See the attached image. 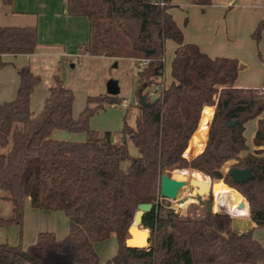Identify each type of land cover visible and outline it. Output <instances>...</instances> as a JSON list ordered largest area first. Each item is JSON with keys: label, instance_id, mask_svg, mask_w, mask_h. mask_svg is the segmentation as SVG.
I'll return each instance as SVG.
<instances>
[{"label": "trees", "instance_id": "1", "mask_svg": "<svg viewBox=\"0 0 264 264\" xmlns=\"http://www.w3.org/2000/svg\"><path fill=\"white\" fill-rule=\"evenodd\" d=\"M189 1L211 4V0ZM171 7V0H67L70 14L85 15L90 21L89 41L80 49L104 47L110 55L128 54L135 64L138 58L150 59L138 73L137 100L139 94L147 96L146 85L164 76L166 41L178 45L171 61V81L155 103L137 105L136 124L125 120L120 141L111 131L98 132L89 126L99 107L122 102L118 95L88 96L87 102L94 106L87 105L75 118L74 93L55 74L42 111L34 114L31 95L42 76L30 64L17 69L15 98L0 101V190L4 191L0 199L10 204L7 214L0 205V228L23 226L29 198L34 208L64 211L69 232L58 238L53 231H41L27 248L0 241V264H99L94 245L113 234L118 250L106 264L264 262V247L252 229L238 231L230 214L210 212L205 205L200 214L183 215L160 195L164 172L196 169L211 178L215 193L220 182L236 189L248 201L252 220L264 226V117L259 118L264 92L235 86L240 71L237 58L212 57L199 45L185 43ZM263 31L264 19L252 33L257 43ZM37 46L36 26L0 25V70L7 65L3 55L34 54ZM255 118L256 149L250 152L244 132L246 123ZM232 120L234 124L228 125ZM209 128L203 151L188 159L184 152L190 140ZM56 130L86 132L87 138L58 139L53 136ZM129 140L138 155L130 154ZM227 164L231 166L225 171ZM232 167L249 168L253 176L236 183L229 172ZM145 202L153 204L142 220L150 230L149 246L128 247L129 226L138 205ZM213 209L217 211L215 198Z\"/></svg>", "mask_w": 264, "mask_h": 264}, {"label": "crops", "instance_id": "2", "mask_svg": "<svg viewBox=\"0 0 264 264\" xmlns=\"http://www.w3.org/2000/svg\"><path fill=\"white\" fill-rule=\"evenodd\" d=\"M181 8L185 13L192 11L194 14L198 12V9L200 10V13L196 15L197 28H192L193 22H191L189 16H185L183 25H181L182 21L179 20L180 13L177 11V8L171 7L169 9V12L183 32L184 42L199 45L204 52L212 57L226 56L237 58L240 62V71L235 86L255 88L264 92V84L261 86L256 84L259 72L253 69L255 66L259 67L260 65L255 57L254 48L256 44L258 45L261 42L257 43L252 36L258 23L264 19V0H211V4L206 6L191 3L188 0L182 4ZM0 25L36 26L38 29V46L34 54L3 55V60L7 62L8 66L0 70L1 102L10 101L15 98L19 85L17 72L19 67L30 64L33 69V59L36 55L44 53L79 57L81 53L79 50L80 45L87 43L90 38V21L88 17L70 14L67 9V0H12L11 4H5L3 0H0ZM262 39L264 40V31ZM171 42L172 40H167L166 45L171 44ZM174 44L173 49L175 52L178 45L176 42ZM248 59L250 63H248ZM7 70L11 73L10 79L8 78L9 75L7 74L9 73ZM35 89L31 95V99ZM41 92L43 95H46V98L50 94L47 89L46 92ZM32 111L34 114L40 113L33 109ZM261 117H264V112L259 118ZM257 127L258 118L251 119L246 123L244 133L246 134L248 130L252 138V143L247 144L250 152L256 149L253 145V138ZM53 136L57 138L55 131ZM219 185L223 187V190L232 189L222 182ZM238 194L241 195L239 192ZM236 210L239 211V209ZM242 210L239 211V215L230 213L233 226L240 232L252 229L253 237L264 247V226H258L252 220L249 210ZM0 229H5L6 231L8 229L15 230L17 234L15 233L13 237L19 235L20 239L18 243L27 248L36 242L37 235L41 231H53L58 238L65 237L69 232V219L64 211H46L34 208L28 198L25 205L23 226L12 225ZM114 236L115 234L106 241L95 243L94 246L99 255V264H106L107 260L117 253L118 242L116 241L113 245L111 244V238ZM15 244L17 243L13 245ZM106 248H109V254L106 257L101 256V253H106ZM261 264H264V262Z\"/></svg>", "mask_w": 264, "mask_h": 264}, {"label": "rangeland", "instance_id": "3", "mask_svg": "<svg viewBox=\"0 0 264 264\" xmlns=\"http://www.w3.org/2000/svg\"><path fill=\"white\" fill-rule=\"evenodd\" d=\"M187 1L188 0H171L172 8L175 9L177 8V11H179L180 13L179 20L182 21L181 25H183V21L186 18L185 16H189V19L191 20V22H193L192 28L193 27L197 28L196 15L200 13V10L198 9V12L196 14H194L192 11L190 13L186 12L187 14L183 12L181 8L182 4L186 3ZM260 42L261 43H259L258 45L256 44L254 48L255 57L257 58V61L260 65L259 67L255 66V68H253L255 69V71L259 72L258 73L259 75L256 78V80H258L256 81V84L258 86L264 84V40L262 39V41ZM174 43L175 42H173L172 40L171 44L169 43L166 45L164 76L160 80H158L164 83L166 86L171 81L170 71H171V61L174 56V49H173V45H175ZM79 50L81 52L79 57L69 56V55L68 56L66 55L58 56L52 54L49 55L45 53L36 55V57L33 59L32 62L33 71L42 76V82L39 86L36 87V89L39 90L36 91L35 89L34 95L32 96L31 99V107L36 112H40L41 108H43V104L46 98V95H43L41 91L46 92L47 89L50 92L49 86L53 83L54 75L57 74L64 81V84L67 87L71 88L74 93L75 100L73 105V115L75 118H78L87 105L94 106V104L87 102L88 96L106 95L107 81L109 79H117L120 85V92L117 95L122 102L126 101L129 104L127 110L122 107V102H118L116 104L106 103L103 106L99 107V109L95 111L93 115L90 117L89 126L91 129L96 130L98 132L111 131L114 134L115 140L120 141L121 134L119 132L122 129L125 120L129 125L135 126L136 118L139 112V108L137 106L139 104L138 103L139 99L137 100V89L139 86V80H138V73L136 72V64L128 54L120 55V56L110 55L109 53H107L108 49L107 48L105 49L104 47H93L90 49V51H86V49L82 47ZM259 52H261V55H259ZM115 62H117V66L114 65ZM248 63H250L249 59H248ZM7 66L8 65L4 66L1 70L5 69ZM8 73L9 74L7 75H9L8 78L10 79L11 73L10 71H8ZM146 97L148 100L154 99V98H150L148 95ZM201 135H205V134H201ZM245 135H246L247 144H251L252 138L250 137V133L248 132V130ZM55 136L60 139H72V140H86L87 138L86 132L70 133L64 130H56ZM128 147L131 155L134 156L138 155V148L133 143V141L131 140L128 141ZM187 149L184 152V154L188 156L187 157L188 159H192L193 156L191 157L187 155ZM127 165L128 162H125L124 167H126ZM230 166L231 164H227L225 166V171L228 170ZM181 169L184 168L169 169L166 173L172 178L178 180L184 179L189 182V177L182 174ZM208 180L211 181V178L209 177ZM196 187L197 186H192L188 183L186 186L182 187L179 190L178 195L175 199H166V198H162V199H164V201L169 203L172 208H174L183 215H188V214L197 215L204 211L205 205H208L209 200L214 201L215 198V207L217 209L216 212H220L218 210L217 205L220 199V194L225 191L223 190V187L220 186L217 189L216 193L214 192V190L212 191L210 189L209 193H204L199 197L192 195L193 190ZM2 194H4V191L0 190V196ZM0 205H2L3 214L9 213L10 211L9 202H5L4 200L0 199ZM11 229H8L7 231L5 229H0V241L8 242L10 244H14V243L18 244L20 239L19 235L13 237L16 232L15 230H11ZM116 241L117 240L115 236L111 238L112 245ZM106 250H107L106 253H101V256L106 257L107 254H109V248H106Z\"/></svg>", "mask_w": 264, "mask_h": 264}, {"label": "water", "instance_id": "4", "mask_svg": "<svg viewBox=\"0 0 264 264\" xmlns=\"http://www.w3.org/2000/svg\"><path fill=\"white\" fill-rule=\"evenodd\" d=\"M114 65L117 66V62H115ZM106 86H107V94L109 95L115 96L120 92V85L117 79H109L107 81ZM138 99H139L138 103L142 106H149L150 104L155 103L157 100V99H153L152 101H148L145 95L143 94H139ZM212 119H211V122H212ZM234 122H235L234 120L229 121L228 125H232L234 124ZM210 126H211V123H210ZM229 172H230L232 179L236 183L245 182L253 176L249 168L232 167L230 168ZM188 183L192 186H198L197 180L194 178H190L188 182L184 179L178 180V179L172 178L166 172H164L160 180V195L162 198L175 199L178 195L179 190L182 187L186 186ZM200 189L203 194L210 192L209 187L200 188ZM213 204H214L213 200L208 201L207 207L210 212L212 211L216 212L213 209ZM238 206L249 210V203L246 200V198L240 199V201L238 202ZM152 207H153V204L148 203V202L140 203L138 205V209L135 213L133 222L131 223L128 229L129 235L125 240L126 246L135 247V248H144V247L149 246L150 230L148 228L143 227L142 220H143L144 214L149 212L152 209ZM224 213H227V212H224ZM133 243H136V244H133Z\"/></svg>", "mask_w": 264, "mask_h": 264}, {"label": "bare ground", "instance_id": "5", "mask_svg": "<svg viewBox=\"0 0 264 264\" xmlns=\"http://www.w3.org/2000/svg\"><path fill=\"white\" fill-rule=\"evenodd\" d=\"M209 129L207 131V135L206 134L201 135L199 134V132L195 134L193 139L190 140L189 142V146L187 149V155L194 157L203 151L206 145V142H207ZM181 170H182V174H184L185 176H188L189 179L194 178L197 180L198 186L193 190V194H192L193 196L199 197L200 195L203 194L200 188L209 187L212 190L211 181L208 180L209 177L206 176L204 173L196 169H191V168H184ZM228 198H229V208H228ZM240 199H243V196L238 195L235 189H226L223 193L220 194V199L217 205L218 210L220 212L228 211L227 213H232L233 215H239V211H241L242 209L245 210V208L238 206V202L240 201ZM236 209H239V211H237ZM133 244H136V243H133Z\"/></svg>", "mask_w": 264, "mask_h": 264}, {"label": "built area", "instance_id": "6", "mask_svg": "<svg viewBox=\"0 0 264 264\" xmlns=\"http://www.w3.org/2000/svg\"><path fill=\"white\" fill-rule=\"evenodd\" d=\"M136 61V72L139 73L140 71H143L146 66L148 65L150 59L148 58H138ZM166 85L162 83L161 81L153 82L151 84H148L144 87L143 91L145 94H147L150 98H156L159 96L163 90L165 89ZM146 97V95H145ZM147 99V97H146ZM129 104L126 101L122 102V107L127 110Z\"/></svg>", "mask_w": 264, "mask_h": 264}]
</instances>
